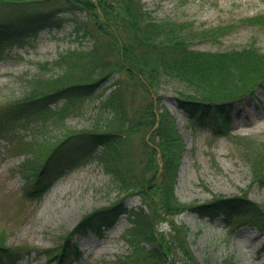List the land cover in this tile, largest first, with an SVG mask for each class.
<instances>
[{
	"label": "trees",
	"instance_id": "16d2710c",
	"mask_svg": "<svg viewBox=\"0 0 264 264\" xmlns=\"http://www.w3.org/2000/svg\"><path fill=\"white\" fill-rule=\"evenodd\" d=\"M69 17L93 44L68 48L53 63L60 67L58 73L28 80L20 97L0 111V138L29 154L23 163L32 184L27 199H42L60 177L95 159L110 175L117 195L108 206L84 213L71 231L60 235L58 247L44 249L48 258L72 264L82 253L70 236L101 235L127 214L133 249L120 264H198L186 240L189 227L180 223L168 237L157 228L159 209L178 214L190 208L211 220L224 214L225 224L234 230L250 225L264 231V205L246 194L218 195L190 207L178 199L184 140L159 94L163 84L179 83L178 106L215 135H231V104L246 89L254 94L253 88L263 85L264 52L255 43L195 49L182 35L184 23L149 18L140 0H0V60L11 57L16 47L35 46L42 30L60 29ZM250 23L264 26V12L251 16ZM107 82L105 89L111 90L105 95L100 90ZM130 82L149 95L142 110L128 106ZM78 115H88L91 125L69 128L66 118ZM146 131H151L149 137ZM139 134L143 158L138 161L131 141ZM72 139L77 143L67 147ZM133 195L142 204L128 209L124 201ZM20 258L0 233V264H17ZM223 264H236L235 256Z\"/></svg>",
	"mask_w": 264,
	"mask_h": 264
},
{
	"label": "rangeland",
	"instance_id": "374dc122",
	"mask_svg": "<svg viewBox=\"0 0 264 264\" xmlns=\"http://www.w3.org/2000/svg\"><path fill=\"white\" fill-rule=\"evenodd\" d=\"M140 2L149 18L157 22L184 23L182 35L187 36L186 40L195 49L227 50L255 43L264 52V26L250 23L251 16L264 12V0ZM66 20L60 29L42 30L35 46L16 47L11 57L0 60V111L9 101L20 97L34 75L58 73L60 67L53 63L60 53L70 47L93 44L81 36L82 31H77L73 17ZM109 83L100 91L108 94L110 89L105 87ZM180 86L167 83L159 88L161 105L176 118L184 140L175 189L178 199L190 207L218 195L246 194L264 205V88L255 86L254 95L246 89L234 99L232 133L218 136L207 127L196 125L178 107L176 97ZM125 94L129 108L135 111L142 110L149 101V95L131 82ZM91 122L88 115L66 118L72 129L89 127ZM150 134L151 131H146V137ZM141 137L134 135L131 141V151L138 161L143 158ZM75 141L69 140L65 145L69 147ZM28 156L7 139L0 138V233L5 236L6 245L19 251L21 258L17 264H55V259H49L44 249L58 247L62 241L60 235L71 231L84 213L100 205L108 206L117 191L110 188V175L95 159L57 180L42 199H27L26 189L30 190L32 184L25 181L29 176L23 163ZM139 204L141 199L137 195L124 202L128 208ZM189 209L178 214H166L159 209L156 223L159 231L168 232V237L175 235L180 223L187 225L186 240L198 264H223L231 255L235 256L236 264H264V251H261L264 231L248 225L234 230L223 222V216L212 221ZM130 226L126 214H122L102 235L89 231L70 236V243L82 253L72 264H120L133 249L127 240Z\"/></svg>",
	"mask_w": 264,
	"mask_h": 264
}]
</instances>
